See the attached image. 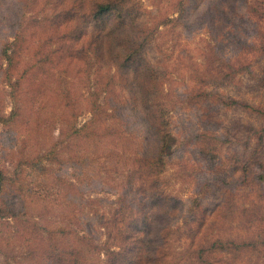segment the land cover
I'll return each instance as SVG.
<instances>
[{"label":"rangeland","instance_id":"rangeland-1","mask_svg":"<svg viewBox=\"0 0 264 264\" xmlns=\"http://www.w3.org/2000/svg\"><path fill=\"white\" fill-rule=\"evenodd\" d=\"M0 264H264V0H0Z\"/></svg>","mask_w":264,"mask_h":264}]
</instances>
